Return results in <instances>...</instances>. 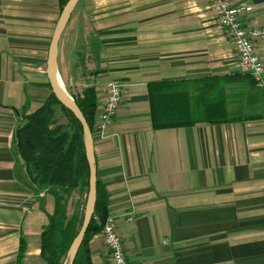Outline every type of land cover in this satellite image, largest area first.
Returning a JSON list of instances; mask_svg holds the SVG:
<instances>
[{
  "label": "crops",
  "instance_id": "0c3cea01",
  "mask_svg": "<svg viewBox=\"0 0 264 264\" xmlns=\"http://www.w3.org/2000/svg\"><path fill=\"white\" fill-rule=\"evenodd\" d=\"M215 1L78 0L59 40L66 91L95 87L98 112L106 83L124 85L113 126L92 140L108 214L136 264H264V88L235 71ZM229 2L245 7L243 25L264 27V0ZM60 15L59 0H0V264H20L22 243V264H47L40 236L55 199L27 185L13 142L22 109L52 93ZM193 80L213 82L228 116L246 119L155 129L149 85ZM87 246L91 263L113 264L102 232Z\"/></svg>",
  "mask_w": 264,
  "mask_h": 264
},
{
  "label": "trees",
  "instance_id": "16d2710c",
  "mask_svg": "<svg viewBox=\"0 0 264 264\" xmlns=\"http://www.w3.org/2000/svg\"><path fill=\"white\" fill-rule=\"evenodd\" d=\"M68 1L59 0L61 11ZM210 85L200 80L151 83L149 101L153 127L177 128L203 122L246 119L243 116H228L223 102L211 95L215 85L213 82ZM50 86L48 83L47 87L51 90ZM74 100L93 131L98 105L95 87L86 88L80 95L74 96ZM57 109L66 117V124L57 122ZM21 115L13 143L17 158L26 172V183L55 199V210L40 236L41 256L47 264H63L84 219V214L81 219L77 213L68 214L69 200L79 191L86 203L89 190L83 127L53 93L38 109L28 113L24 108ZM96 194L95 212L74 264H93L88 241L96 233L102 232L108 217V198L99 180ZM19 252L18 261L22 264L24 243Z\"/></svg>",
  "mask_w": 264,
  "mask_h": 264
},
{
  "label": "built area",
  "instance_id": "2783aa9c",
  "mask_svg": "<svg viewBox=\"0 0 264 264\" xmlns=\"http://www.w3.org/2000/svg\"><path fill=\"white\" fill-rule=\"evenodd\" d=\"M214 6L221 15V25L234 46L237 60L234 69L237 72L250 75L255 82L264 88V27L249 28L243 25L240 14L244 6H232L229 0H216ZM123 87L121 81L110 80L105 86V99L101 109L95 115L94 130L105 138L114 124L122 99ZM112 214H108L102 235L109 250L113 264H136L127 259L123 241L117 230V222ZM131 221L132 218L126 219Z\"/></svg>",
  "mask_w": 264,
  "mask_h": 264
},
{
  "label": "water",
  "instance_id": "95a60500",
  "mask_svg": "<svg viewBox=\"0 0 264 264\" xmlns=\"http://www.w3.org/2000/svg\"><path fill=\"white\" fill-rule=\"evenodd\" d=\"M78 0H69L64 6L61 15L59 17L58 23L56 25V29L54 31V35L52 37L49 58H48V66H47V75L50 83L52 93L57 97L60 103L71 111L74 116L80 121L84 131L85 138V149L86 156L89 165V190L86 199V206L84 211V219L83 224L79 230L78 235L74 239V242L69 249V257L70 261L68 264H74L75 259L77 257L78 251L83 243L85 234L90 226V221L93 218L95 208L96 207V198H97V169L94 155V140L92 130L84 117L82 111L76 104L75 100L67 93L66 89L60 84V77L57 71V56H58V46L59 40L62 35V31H64L70 17L74 11ZM62 83V81H61Z\"/></svg>",
  "mask_w": 264,
  "mask_h": 264
},
{
  "label": "rangeland",
  "instance_id": "374dc122",
  "mask_svg": "<svg viewBox=\"0 0 264 264\" xmlns=\"http://www.w3.org/2000/svg\"><path fill=\"white\" fill-rule=\"evenodd\" d=\"M83 46H85V45H83ZM88 46H91V45H88ZM85 52H87V47H83L84 55H85ZM83 60H85V57L83 58ZM252 82L255 83V80L253 79ZM67 93L74 100L75 95L73 96V94H71L68 90H67ZM55 114H56V120L58 123H64V124L67 123V119L60 109H57V113H55ZM80 194L81 193L79 191H76L75 194H73L72 198H70L69 203H68V208L70 209V211H68V212H70L69 215L71 216L73 213L74 214L77 213L79 219H81V216L84 214L85 206H86V203L84 202L85 198L82 197ZM69 261H70V257L68 255L63 264H68Z\"/></svg>",
  "mask_w": 264,
  "mask_h": 264
},
{
  "label": "bare ground",
  "instance_id": "6f19581e",
  "mask_svg": "<svg viewBox=\"0 0 264 264\" xmlns=\"http://www.w3.org/2000/svg\"><path fill=\"white\" fill-rule=\"evenodd\" d=\"M60 84H61V86L63 85V83H61V81H60ZM62 87H64V86H62Z\"/></svg>",
  "mask_w": 264,
  "mask_h": 264
}]
</instances>
